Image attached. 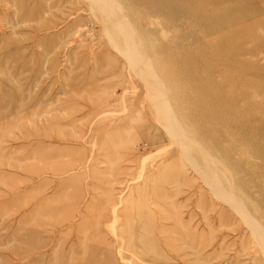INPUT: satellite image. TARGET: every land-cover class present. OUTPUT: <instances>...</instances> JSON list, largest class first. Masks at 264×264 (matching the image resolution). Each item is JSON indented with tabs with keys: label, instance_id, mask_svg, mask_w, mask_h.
<instances>
[{
	"label": "rangeland",
	"instance_id": "obj_1",
	"mask_svg": "<svg viewBox=\"0 0 264 264\" xmlns=\"http://www.w3.org/2000/svg\"><path fill=\"white\" fill-rule=\"evenodd\" d=\"M115 1L135 64L93 0H0V264H264V0Z\"/></svg>",
	"mask_w": 264,
	"mask_h": 264
},
{
	"label": "bare ground",
	"instance_id": "obj_2",
	"mask_svg": "<svg viewBox=\"0 0 264 264\" xmlns=\"http://www.w3.org/2000/svg\"><path fill=\"white\" fill-rule=\"evenodd\" d=\"M93 1L95 3H97V5H100L103 12L107 15L106 17L110 18L111 21H113V22L120 23L121 25L119 28H121V31H123L125 34L128 35L129 39H128V44H127V48H126V55L130 59L131 63L135 64L136 57H143V56L145 57V53L143 51L142 46L137 44V42H136V36H135L133 29L130 28L129 24L125 23V17L123 18L122 14L120 12H118V13L115 12L117 14L116 16L111 14V12L107 8L103 7V5H102L103 3H104V5L110 4L116 8H119L118 2H116L115 0H93ZM122 25H123V27H122ZM136 64H137L136 66L138 67V65H140L142 63L139 62ZM144 67L146 68L145 73H148L147 71H149V68L147 69L146 65H144ZM151 93L153 94V96L155 95L157 99L158 98L159 99L164 98L163 89L158 85L157 82L152 83ZM177 136L179 139L184 140L183 146L187 152L188 151H196L197 147L195 146V144L193 143V141L191 139H189L188 137H185V135L180 133V132H178ZM254 227L256 228L255 233H256V231H261L264 234L263 229H261L260 227H257V225H255ZM261 240H262V238H261ZM263 244L264 243H262V245Z\"/></svg>",
	"mask_w": 264,
	"mask_h": 264
}]
</instances>
